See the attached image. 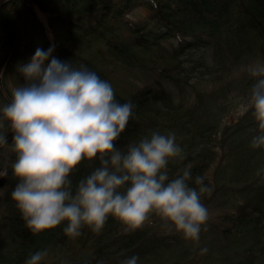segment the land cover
<instances>
[{
  "label": "trees",
  "instance_id": "1",
  "mask_svg": "<svg viewBox=\"0 0 264 264\" xmlns=\"http://www.w3.org/2000/svg\"><path fill=\"white\" fill-rule=\"evenodd\" d=\"M136 7L148 16L129 18ZM34 8L46 15L51 39ZM50 47L134 105L118 148L154 131L176 134L185 159L169 164L170 179L190 167L188 184L198 190L195 177L203 176L210 219L198 244L155 216L136 231L110 216L99 233L84 227L75 239L64 234L66 224L34 235L11 198L16 155L0 148V170L9 172L0 187V264H25L43 251L40 264H123L132 256L137 264H264V147H251L262 133L251 110L224 120L250 95L245 66L264 63V0H7L0 5V106L24 84L17 66ZM12 139L9 132V145ZM96 166L83 162L73 186Z\"/></svg>",
  "mask_w": 264,
  "mask_h": 264
},
{
  "label": "clouds",
  "instance_id": "2",
  "mask_svg": "<svg viewBox=\"0 0 264 264\" xmlns=\"http://www.w3.org/2000/svg\"><path fill=\"white\" fill-rule=\"evenodd\" d=\"M37 48L31 60L17 66L24 84L11 89V100L0 106V148L15 153L11 192L27 229L34 235L66 224L75 239L84 227L99 233L111 216L136 231L162 221L169 231L199 243L210 219L201 194L210 191L203 176L190 187V167L175 178L169 164L185 159L176 134L154 131L126 151L117 141L133 116L131 102L120 103L112 85L86 67L74 68ZM254 83L243 111H252L262 134L251 147H264V63L246 69ZM2 74V73H0ZM13 139L8 144L7 136ZM98 166L73 186L71 175L83 162ZM0 170V178L8 176ZM208 251L202 248L200 254ZM47 252H36L25 264H40ZM137 264V257L123 261Z\"/></svg>",
  "mask_w": 264,
  "mask_h": 264
},
{
  "label": "rangeland",
  "instance_id": "3",
  "mask_svg": "<svg viewBox=\"0 0 264 264\" xmlns=\"http://www.w3.org/2000/svg\"><path fill=\"white\" fill-rule=\"evenodd\" d=\"M34 11H35V13H36V16H37L38 20H39V21L41 22V24L43 25L44 30H45V32H46V35L48 36V38L51 39V36H50V34H49V30H48V28H47V18H46V15L43 14L42 12H40V11H39L38 9H36V8H34ZM147 16H148L147 11H146L144 8H140V7H136V8H134V9H132V11H130V12L128 13V17L131 18V19H133V20H134V19L137 20V19L145 18V17H147ZM177 41H178V39H177V40H176V39H173V42H174V43H176ZM5 65H6V64H1L0 73H3V70H4V68H5ZM248 66H249V65H248ZM248 66H245V67L247 68ZM241 70H243V68H241ZM236 74H238V73H236ZM1 75H2V74H0V76H1ZM8 81H9V84H10V83L12 84L11 76H8ZM246 102H247V98L236 101L235 104H234V107L231 109L229 115H228L227 117H225L224 120L227 122V121H229V120H231V119L236 118V117H237V116H236L237 114L243 112V110H242V108H241V105L246 104ZM5 180H6V179H5ZM4 183H5V182H4ZM3 185H4V184H3ZM0 189H1V188H0ZM2 201H3V191L0 190V202H2Z\"/></svg>",
  "mask_w": 264,
  "mask_h": 264
},
{
  "label": "water",
  "instance_id": "4",
  "mask_svg": "<svg viewBox=\"0 0 264 264\" xmlns=\"http://www.w3.org/2000/svg\"><path fill=\"white\" fill-rule=\"evenodd\" d=\"M5 1H7V0H0V5H1L2 3H4ZM5 179H6V177H4V178H0V187L3 186V184H4V182H5Z\"/></svg>",
  "mask_w": 264,
  "mask_h": 264
}]
</instances>
